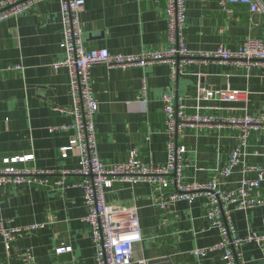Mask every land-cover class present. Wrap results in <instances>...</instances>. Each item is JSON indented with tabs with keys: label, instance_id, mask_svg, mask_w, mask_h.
Returning <instances> with one entry per match:
<instances>
[{
	"label": "crops",
	"instance_id": "crops-1",
	"mask_svg": "<svg viewBox=\"0 0 264 264\" xmlns=\"http://www.w3.org/2000/svg\"><path fill=\"white\" fill-rule=\"evenodd\" d=\"M4 1V0H0ZM263 12L251 14L247 6L218 0H185L184 43L191 52H213L218 47L234 51L242 40H264ZM166 0H84L80 24L85 49H106L123 55L163 52L169 48ZM62 21L58 0L37 3L23 14L0 21V167L4 158L29 156L16 164L26 170L51 172L47 185L28 183L0 187V218L5 228L39 225L10 242L7 251L0 236V264H96V247L83 191L69 175L54 184L64 171L78 168L77 154L60 155L75 134L69 74L52 65L64 59ZM90 83L98 111L94 117L97 154L106 166L128 160L138 151L152 167L167 161V140L162 113L163 94L171 91L170 69L165 63L126 69L104 64L90 69ZM230 88L240 92L235 102L204 101L199 112L220 118L264 114V68L246 77L242 69L221 62H196L178 78L176 92L187 114L195 111L200 88ZM66 127V128H65ZM181 144L186 148L184 184L214 180L224 192L234 191L243 166L264 168V133H252L240 156L241 164L228 177L220 175L238 146L235 130H189ZM157 191L147 183L116 184L106 201L135 205L141 241L134 245L132 264H224L219 252L200 258L193 250L215 244L220 236L205 217L208 197L193 202L176 201L167 211L156 206ZM264 197V181L259 190ZM262 209L231 207V224L239 236L264 234ZM69 251L56 253L60 247ZM31 254L27 260L25 253ZM245 264H261L256 244L241 247Z\"/></svg>",
	"mask_w": 264,
	"mask_h": 264
},
{
	"label": "built area",
	"instance_id": "built-area-1",
	"mask_svg": "<svg viewBox=\"0 0 264 264\" xmlns=\"http://www.w3.org/2000/svg\"><path fill=\"white\" fill-rule=\"evenodd\" d=\"M45 0H4L0 2V21L23 14L37 3ZM62 21L61 49L65 57L53 63L54 70L65 68L69 74L72 109L74 117L71 128L75 134L67 146L60 149V155L68 152L77 154L78 168L73 172L64 171L54 181L57 186L63 185L69 175L78 177L73 184L83 191L84 204L87 208L86 222L89 224L92 239L96 247V264H132L133 249L141 241L137 207L135 205L119 206L106 201V194L116 184L147 183L157 191L156 206L162 211L176 201L193 202L205 195L208 197V208L205 217L210 228L219 231V240L202 249L192 251L196 257L204 258L208 253L219 252L224 264H245L241 247L256 244L261 252V264H264V234L254 232L244 236L236 234L231 224V207L236 210L262 209L264 225V197L259 196L264 181V168L243 166L239 186L231 192L218 188L214 180L205 184H184L183 172L187 166L186 148L181 138L186 131L235 130L238 146L231 153L227 164L220 170V175L228 177L232 170L241 164L242 150L252 133H264V114L260 116H243L220 118L217 115H203L199 112L200 103L204 101L235 102L240 92L230 88L208 90L200 88L197 92L195 111L187 114V108L181 103L176 92L178 78L187 67L196 62H221L242 69L248 77L255 69L264 68V40L246 38L234 51L218 47L213 52H191L187 49L182 29L185 24V0H166L165 14L167 19V36L169 48L163 52H148L140 55L113 54L106 49L86 50L80 12L84 0H58ZM224 8L228 4L247 6L251 14L263 12L259 0H218ZM165 63L170 69L171 91L161 97L167 140V161L163 166L145 165L136 149L129 152L128 160L111 166L104 165L98 158L94 117L98 104L94 99L90 83V69L93 65L104 64L108 68L126 69L145 67ZM19 69L0 68L5 70ZM66 128V127H65ZM30 160L29 156L4 158L0 167V187L8 184L47 185L51 172L26 170L16 164ZM41 228L39 225L22 228H5L0 218V236L8 251L10 242L21 234H27ZM69 247H60L56 253L69 251ZM27 260L31 254L25 253ZM143 264V262H142Z\"/></svg>",
	"mask_w": 264,
	"mask_h": 264
},
{
	"label": "water",
	"instance_id": "water-1",
	"mask_svg": "<svg viewBox=\"0 0 264 264\" xmlns=\"http://www.w3.org/2000/svg\"><path fill=\"white\" fill-rule=\"evenodd\" d=\"M147 264H153V263H147Z\"/></svg>",
	"mask_w": 264,
	"mask_h": 264
}]
</instances>
